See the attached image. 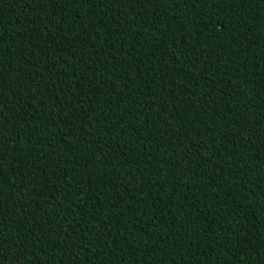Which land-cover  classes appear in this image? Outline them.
Masks as SVG:
<instances>
[{
	"label": "trees",
	"instance_id": "trees-1",
	"mask_svg": "<svg viewBox=\"0 0 264 264\" xmlns=\"http://www.w3.org/2000/svg\"><path fill=\"white\" fill-rule=\"evenodd\" d=\"M0 57L3 264H264V0H0Z\"/></svg>",
	"mask_w": 264,
	"mask_h": 264
},
{
	"label": "snow or ice",
	"instance_id": "snow-or-ice-1",
	"mask_svg": "<svg viewBox=\"0 0 264 264\" xmlns=\"http://www.w3.org/2000/svg\"><path fill=\"white\" fill-rule=\"evenodd\" d=\"M65 2H66V0H65ZM170 2H174V0H170ZM46 3H47V0H46ZM90 10V9H89ZM89 27H91V26H89ZM88 29H85V31H87ZM97 35H99V33H97ZM0 62H2V57H0ZM193 67H194V65H193ZM53 68L55 69L56 68V65L54 64L53 65ZM57 71H59L58 69H57ZM203 71H207V70H203ZM203 71L200 73V75H201V78L202 79H206V77H204L203 76ZM0 72H2V70H0ZM174 82V81H173ZM3 107H6V105H4V104H0V108H3ZM54 122V121H53ZM34 131H38V132H43V130L42 129H36V130H34ZM16 135L17 136H19V132H17L16 133ZM65 135L67 136V135H71V131L69 130L68 132H66L65 133ZM89 135H91V133H89ZM169 159H171V157H169ZM178 161H172V165H178ZM146 170V169H145ZM55 212H59V208H57V209H55L54 210ZM34 214V213H33ZM46 215H48V213L46 212L45 213ZM65 214H67V213H65ZM56 219L57 220H60L61 218H60V216L59 215H57L56 216ZM49 225H51V220H49ZM65 228H70V225H65ZM48 236H51L52 235V232L51 231H48L47 233H46ZM0 264H3V256H2V253H0ZM60 264H63V261H61L60 262Z\"/></svg>",
	"mask_w": 264,
	"mask_h": 264
}]
</instances>
